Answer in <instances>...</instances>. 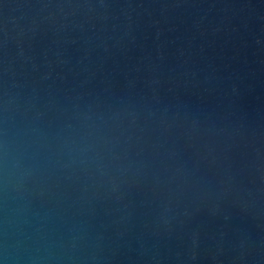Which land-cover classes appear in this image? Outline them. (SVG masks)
Returning a JSON list of instances; mask_svg holds the SVG:
<instances>
[{"label":"water","instance_id":"obj_1","mask_svg":"<svg viewBox=\"0 0 264 264\" xmlns=\"http://www.w3.org/2000/svg\"><path fill=\"white\" fill-rule=\"evenodd\" d=\"M0 264H264V0H0Z\"/></svg>","mask_w":264,"mask_h":264}]
</instances>
